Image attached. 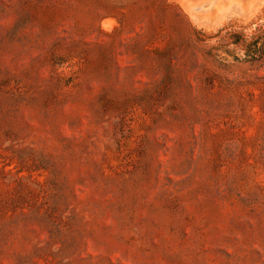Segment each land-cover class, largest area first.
<instances>
[{
	"label": "rangeland",
	"instance_id": "obj_1",
	"mask_svg": "<svg viewBox=\"0 0 264 264\" xmlns=\"http://www.w3.org/2000/svg\"><path fill=\"white\" fill-rule=\"evenodd\" d=\"M0 264H264V0H0Z\"/></svg>",
	"mask_w": 264,
	"mask_h": 264
}]
</instances>
